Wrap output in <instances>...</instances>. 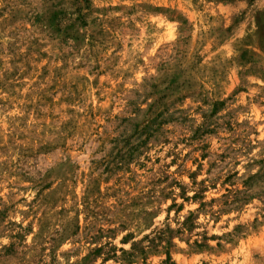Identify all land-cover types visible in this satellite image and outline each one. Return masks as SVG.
Returning a JSON list of instances; mask_svg holds the SVG:
<instances>
[{"label": "rangeland", "instance_id": "rangeland-1", "mask_svg": "<svg viewBox=\"0 0 264 264\" xmlns=\"http://www.w3.org/2000/svg\"><path fill=\"white\" fill-rule=\"evenodd\" d=\"M0 264H264V0H0Z\"/></svg>", "mask_w": 264, "mask_h": 264}]
</instances>
